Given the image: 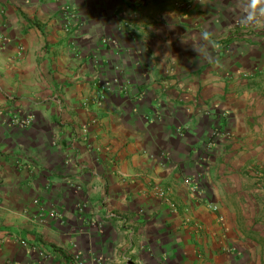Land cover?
I'll return each instance as SVG.
<instances>
[{
	"label": "crops",
	"instance_id": "obj_1",
	"mask_svg": "<svg viewBox=\"0 0 264 264\" xmlns=\"http://www.w3.org/2000/svg\"><path fill=\"white\" fill-rule=\"evenodd\" d=\"M245 2L0 0V264H264Z\"/></svg>",
	"mask_w": 264,
	"mask_h": 264
},
{
	"label": "clouds",
	"instance_id": "obj_2",
	"mask_svg": "<svg viewBox=\"0 0 264 264\" xmlns=\"http://www.w3.org/2000/svg\"><path fill=\"white\" fill-rule=\"evenodd\" d=\"M210 3V0H201ZM242 26L251 25L259 30H264V0H246L243 4Z\"/></svg>",
	"mask_w": 264,
	"mask_h": 264
},
{
	"label": "rangeland",
	"instance_id": "obj_3",
	"mask_svg": "<svg viewBox=\"0 0 264 264\" xmlns=\"http://www.w3.org/2000/svg\"><path fill=\"white\" fill-rule=\"evenodd\" d=\"M193 245L194 246H199L198 244H196L195 243V241L193 240ZM199 256H203V260H204V262H209V261H211V260H209L208 258H205L206 257V254H205V252L201 249V250H199V254H198Z\"/></svg>",
	"mask_w": 264,
	"mask_h": 264
},
{
	"label": "built area",
	"instance_id": "obj_4",
	"mask_svg": "<svg viewBox=\"0 0 264 264\" xmlns=\"http://www.w3.org/2000/svg\"><path fill=\"white\" fill-rule=\"evenodd\" d=\"M23 124H29V121H26V122H23ZM165 192H160V195L161 196H164L165 194H164ZM215 210H217V208H215ZM52 214H54V213H52ZM81 255V253L79 252H77V257H76V259L79 261V264H82V262L80 261V256Z\"/></svg>",
	"mask_w": 264,
	"mask_h": 264
}]
</instances>
